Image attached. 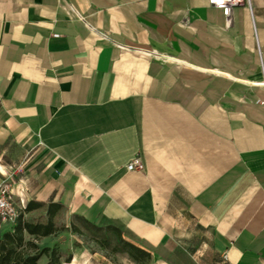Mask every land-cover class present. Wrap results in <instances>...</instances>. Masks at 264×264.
Wrapping results in <instances>:
<instances>
[{
  "label": "crops",
  "instance_id": "obj_1",
  "mask_svg": "<svg viewBox=\"0 0 264 264\" xmlns=\"http://www.w3.org/2000/svg\"><path fill=\"white\" fill-rule=\"evenodd\" d=\"M19 161L24 219L56 202L156 264H264V0H0V174ZM65 232L23 237L88 264Z\"/></svg>",
  "mask_w": 264,
  "mask_h": 264
},
{
  "label": "trees",
  "instance_id": "obj_2",
  "mask_svg": "<svg viewBox=\"0 0 264 264\" xmlns=\"http://www.w3.org/2000/svg\"><path fill=\"white\" fill-rule=\"evenodd\" d=\"M41 205H43L41 201L28 200L22 206V210H28ZM59 206L60 204L56 202H48L46 204L47 216L45 221L24 219L19 209L14 221L10 223V228L0 233V264H38L36 260L42 253L48 256V259L42 264H68L70 253H67L60 259V252L57 247L41 246L38 248L32 239H24L23 237L24 231L34 235H44L54 232L57 228L51 218ZM123 242L129 247L132 256H148V252L143 251L132 243L125 240Z\"/></svg>",
  "mask_w": 264,
  "mask_h": 264
},
{
  "label": "rangeland",
  "instance_id": "obj_3",
  "mask_svg": "<svg viewBox=\"0 0 264 264\" xmlns=\"http://www.w3.org/2000/svg\"><path fill=\"white\" fill-rule=\"evenodd\" d=\"M59 217L62 219L64 216L60 214ZM56 228H66L64 240L68 243L67 251L70 248L81 249L88 258V264H156L146 257L132 256L120 235L108 226L79 220L64 227L62 220H58ZM66 254L63 252V256Z\"/></svg>",
  "mask_w": 264,
  "mask_h": 264
},
{
  "label": "built area",
  "instance_id": "obj_4",
  "mask_svg": "<svg viewBox=\"0 0 264 264\" xmlns=\"http://www.w3.org/2000/svg\"><path fill=\"white\" fill-rule=\"evenodd\" d=\"M207 3L218 7L222 14L227 16L230 10V7L233 4L246 3L248 4V0H207ZM56 34V33H54ZM101 35H104L102 31H100ZM258 101L262 102V100L258 99ZM126 168H142V161L139 155H133L125 164ZM23 168V161H19L14 165H10L6 168L5 172L0 174V220L13 222L15 217L19 212V206L15 203L12 196V176L21 171ZM264 200V196H263Z\"/></svg>",
  "mask_w": 264,
  "mask_h": 264
}]
</instances>
